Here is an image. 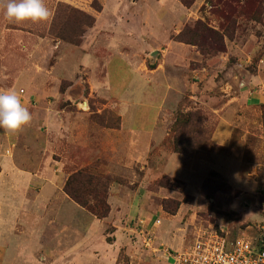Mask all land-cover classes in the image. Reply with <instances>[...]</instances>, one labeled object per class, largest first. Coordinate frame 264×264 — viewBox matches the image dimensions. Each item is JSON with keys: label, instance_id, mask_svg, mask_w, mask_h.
Here are the masks:
<instances>
[{"label": "rangeland", "instance_id": "obj_1", "mask_svg": "<svg viewBox=\"0 0 264 264\" xmlns=\"http://www.w3.org/2000/svg\"><path fill=\"white\" fill-rule=\"evenodd\" d=\"M180 1L191 10L190 18L177 35L143 34L124 36L123 40L115 29L123 24L131 30L139 28L140 16L157 11V3L105 5L102 0H44L50 17L38 23L20 24L5 20L4 9L0 8V90H15L21 100L33 91L45 98L33 97L31 127L26 126L16 149L21 152L20 157L34 161L36 148L44 143L48 133L42 112L63 122L65 133L76 124L81 125L77 112L90 113L96 162L75 166L74 163L84 160L85 149L70 148L65 140L59 149L68 161L62 173L65 185L80 171L110 179L106 192L84 190L76 183L72 187L90 205H95L91 192L108 204L110 212L102 219L107 225V239L112 240L116 236L114 230H120L122 238L130 241L118 264H166L165 249L186 248L199 232L213 230L228 239L249 236L257 243L261 239L258 225L264 223V103L252 106L246 94H264V0H202L194 14L192 7L197 0ZM102 16H112L109 19L115 21L100 26ZM161 22L157 23L162 25L164 21ZM96 26L106 32L112 29L115 34L110 40L115 44L121 41V50L115 52L122 53L119 55L124 57L125 64L107 50L109 38L101 36V31L91 33ZM197 27L204 30L201 37L196 35ZM171 39L194 47L197 53L188 64L189 91L175 112L162 145L173 152L174 139L187 156L199 154L196 160L199 167L204 163L205 168L202 179L196 182L189 173L188 182L165 174L158 178L147 176L141 164L133 163L127 134L124 141L111 133L109 139H104L106 131L120 127L115 109H119L117 103L123 99L120 88L131 83L126 66L131 61L143 63L145 70L157 64L164 66V41ZM155 45V49H150ZM106 58L111 66V87L104 79ZM202 66L206 71L204 77L198 78L195 70ZM196 81L197 100L190 98ZM129 92L132 97L122 102L120 111H146L150 113L149 120L150 116L154 119L157 111L139 105L131 89ZM178 118L180 122L176 124ZM187 119L191 121L188 125ZM230 119L238 127L234 144L227 149L215 145L212 135L220 123ZM0 136H6L3 129ZM153 154H160V148L156 147Z\"/></svg>", "mask_w": 264, "mask_h": 264}, {"label": "crops", "instance_id": "obj_2", "mask_svg": "<svg viewBox=\"0 0 264 264\" xmlns=\"http://www.w3.org/2000/svg\"><path fill=\"white\" fill-rule=\"evenodd\" d=\"M102 1L105 5L108 2L119 5L131 1L134 4L157 3V11L140 16L142 23L139 28L134 27L132 31L123 24L121 28L115 29L117 36L122 40L124 36L134 37L143 34L170 37L174 32L177 35L183 24L190 18L191 9L185 8L180 0ZM201 4L202 0L196 1L192 7V14ZM109 17L112 16H107V19L102 16L100 26H109L115 21V18L111 20ZM122 20L129 23L127 18ZM161 21L165 23L159 25L157 22L162 23ZM179 23V27L170 29L174 24ZM101 29L104 28L101 27ZM99 31L101 36L109 38L106 41L107 50L115 53L114 56L121 60L119 62L125 64L124 57L119 55L122 53L115 52L121 50L119 48L121 41L115 44L113 39L110 40L115 34L112 29L106 32L96 26L91 33L96 34ZM88 43L87 38L85 44L88 46ZM156 44L160 46V42ZM164 44L167 57V64L164 66L157 64L156 67L145 70L143 63L136 61H131L126 66L127 74L131 76L129 80L131 83H128L124 89L120 88L123 99L117 103L119 109H115L117 116L120 117V127L111 129L110 132L105 130L104 139H109V133H111L124 141V135L127 134V139L128 136L130 138L128 139L130 148L133 149V163L141 164L147 171V176L154 175L158 178L165 174L174 179L187 181L186 173L187 175L189 173V177L196 182L202 179L205 168L204 163L201 164L202 167H199L200 164L196 160L199 154L191 157L184 153L171 152L166 150L162 143L169 135L170 123L173 121L175 112L184 99V95L189 91L190 83L186 76L188 64L197 52L194 47L172 39L164 41ZM113 46H116V49ZM155 48L156 45L150 46V49ZM104 61L106 62L105 83L111 87L108 79L111 66L108 58ZM205 71L206 68L203 66L195 70L198 78L204 77ZM122 82H126V79ZM129 84L139 105L157 111L154 119L150 116L149 120L150 113L146 111L132 114L120 111L122 102L132 97ZM198 86L199 82H194L190 98L199 99ZM34 96L40 100L45 99L42 98L43 95H35V91L22 99L23 105L29 111ZM246 97L252 106L264 103V94L260 92H250L246 94ZM76 114V118L81 119L79 120L81 125L76 124L75 127L69 128L68 133H65L62 129L63 122H59L48 112H42L48 133L44 143L37 146L34 161L31 162L20 157L21 152L17 150V145L20 144L19 137L23 135L28 125L15 134L0 136V264H118L121 252L126 251V245L129 246L130 241L122 238L120 230H114L116 236L108 240L105 220L94 217L64 192L66 177L62 171L68 161L59 152L63 141L66 140L70 148L85 149L84 160L74 163L75 166H86L96 162V156L92 151V127L88 119L90 113L77 112ZM163 120L165 123L161 124ZM132 121L135 123L132 124ZM147 121H151L150 125H145ZM29 125L31 127V124ZM237 127L238 124L234 119L220 123L212 135L213 143L222 148L231 149ZM156 147L160 148L158 155L153 154ZM219 158L218 156L217 164L221 162ZM232 158L234 159L235 156L232 155ZM217 168L220 170V165H217ZM113 211L112 206L111 212ZM235 239L227 238L228 241ZM166 264H168L167 259Z\"/></svg>", "mask_w": 264, "mask_h": 264}, {"label": "built area", "instance_id": "obj_3", "mask_svg": "<svg viewBox=\"0 0 264 264\" xmlns=\"http://www.w3.org/2000/svg\"><path fill=\"white\" fill-rule=\"evenodd\" d=\"M258 227V243L249 236L228 241L212 230L199 232L186 248L165 249V257L168 264H264V223Z\"/></svg>", "mask_w": 264, "mask_h": 264}, {"label": "clouds", "instance_id": "obj_4", "mask_svg": "<svg viewBox=\"0 0 264 264\" xmlns=\"http://www.w3.org/2000/svg\"><path fill=\"white\" fill-rule=\"evenodd\" d=\"M0 8L4 9V19L9 23H38L46 21L51 15L44 0H0ZM31 121L32 114L17 92L0 90V129L5 134H15Z\"/></svg>", "mask_w": 264, "mask_h": 264}, {"label": "trees", "instance_id": "obj_5", "mask_svg": "<svg viewBox=\"0 0 264 264\" xmlns=\"http://www.w3.org/2000/svg\"><path fill=\"white\" fill-rule=\"evenodd\" d=\"M97 4V3H96ZM97 11H100V8L96 9ZM199 28V27H197ZM204 32V30L196 29V35H199L201 37L202 33ZM180 122V119L178 118L176 120V124ZM190 120L187 119L185 124H190ZM173 147L174 150L173 152L176 153H183L185 152L184 149H181L177 146L175 140L173 139ZM110 179H108L107 177H101L98 175H93L87 172H77L75 174H73L67 181L66 185H65V192L76 202L78 203L80 206L84 207L86 210H88L90 213H92L93 215H95L97 218L99 219H103L105 217H107V215L110 212V208L108 206V204L99 198V194H94L93 192H91L90 196L93 198L92 204L95 205H90V201H86V200H82L78 195H76V192L73 190V184H80L84 190H88L92 188L95 189H100L102 192H106L108 184L110 183ZM167 203V202H166Z\"/></svg>", "mask_w": 264, "mask_h": 264}]
</instances>
